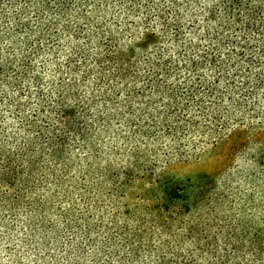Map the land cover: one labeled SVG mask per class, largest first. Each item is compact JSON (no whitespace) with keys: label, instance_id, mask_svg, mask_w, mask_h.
Instances as JSON below:
<instances>
[{"label":"rangeland","instance_id":"obj_1","mask_svg":"<svg viewBox=\"0 0 264 264\" xmlns=\"http://www.w3.org/2000/svg\"><path fill=\"white\" fill-rule=\"evenodd\" d=\"M119 1L111 0L107 13L94 16H102L114 29L128 56L131 42L144 36L143 26L132 40L134 20L140 18H131ZM9 2L0 0V29L6 23L3 17ZM93 31L103 36L100 19ZM79 39L62 35L55 43L59 50L53 47L51 53L34 56L31 76L22 88L26 91L31 85V93L14 90L15 103L33 113L43 127H59L56 100L66 90L67 102L83 114L79 121L85 136H64L65 156L72 168L66 172L54 165L59 184L51 177L36 178L35 187L24 190L12 208L7 202H13L17 192L5 193L7 200L0 204V264H149L150 254L144 249H151L149 233L159 229H164L163 239L180 240L192 228L193 237L199 235L202 244L219 248L225 243L222 232L264 229V91L255 112L250 109L239 117L243 120L212 151L203 149L204 142L195 136L176 142L170 137L138 138L132 127L146 126L151 111L144 110V100L130 98L138 86L132 83L129 90L121 91L112 88L105 76L100 82L92 75L86 84L72 85L80 77L69 71L80 54L72 53L71 47L85 45L87 54L93 49L84 37ZM226 49L222 47L219 56L228 57ZM135 56L143 58L138 50ZM195 56H199L197 50L190 58ZM230 58L242 69L249 67L246 58ZM148 68L147 64L134 66V76L147 74ZM251 71L252 75L259 72L257 66ZM34 76L41 78L44 94L55 98L51 104L39 106ZM130 103L133 126L121 116ZM7 106L8 102L0 106V128L7 135L6 150L14 152L15 140L21 136L11 116L3 117ZM169 145L179 148L180 157L166 158ZM85 163L91 173L82 174L79 168L85 169ZM7 189L3 186L1 191ZM184 241L178 242L177 249L194 248L191 237ZM132 245L142 249L139 257L132 254Z\"/></svg>","mask_w":264,"mask_h":264},{"label":"trees","instance_id":"obj_2","mask_svg":"<svg viewBox=\"0 0 264 264\" xmlns=\"http://www.w3.org/2000/svg\"><path fill=\"white\" fill-rule=\"evenodd\" d=\"M8 1L10 8L4 10L3 17L6 23L0 29V106L8 102L3 117L11 116L21 137L15 140L14 152H8L3 141L7 135L0 128L2 206L8 190L17 193L7 205H18L24 190L35 187L36 178L51 177L55 185L59 184L54 165L62 166L66 172L72 168L65 156V137L85 136V127L79 121L83 114L67 102L66 90L56 100L59 127L39 126L35 115L20 109L13 97L14 90L24 91L33 69V57L59 47L55 43L62 35H74L78 41L84 37L93 45L88 54L84 52L85 45L71 47L72 53L80 54L69 71L80 77L72 85L86 84L92 75L100 82L104 79L101 76H105L112 88L121 91L129 90L132 83L138 86L130 98L142 99L144 110L150 108L147 125L133 126L132 103L123 107L121 115L127 117V124L135 128L138 138L170 137L176 142L181 137L195 136L204 142L203 149L212 151L243 120L239 117L250 109L254 111L259 94L264 91V0H120L131 18H140L134 20L132 40L136 30L143 26L144 36L131 42L128 56L114 29L106 25L102 16H94L105 11L111 0ZM99 19L101 37L93 34ZM222 47H227L228 57L219 56ZM137 50L142 59L133 57ZM196 50L199 56L190 58ZM234 55L246 58L247 61L243 60L249 67H239L238 61L230 58ZM146 64L150 66L148 73L135 77L133 67ZM256 66L259 72L252 75ZM31 80L39 106L51 104L55 98L44 94L41 78L34 76ZM30 86L24 92L31 93ZM169 147L168 160L180 157L179 148ZM85 166L79 168L82 174L91 173L87 163ZM3 186L8 189L1 191ZM163 231L149 233V239H153L151 249H144L150 254L149 264H264V229L222 232V248L202 244L199 235L193 237L196 234L192 228L180 240L163 239ZM186 237H191L194 248L177 249L178 242L184 244ZM140 250L135 247L132 254L139 257Z\"/></svg>","mask_w":264,"mask_h":264}]
</instances>
